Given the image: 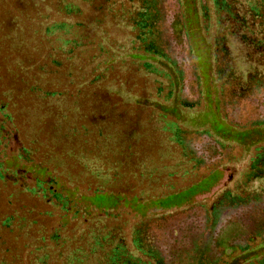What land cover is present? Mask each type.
<instances>
[{
    "label": "trees",
    "instance_id": "16d2710c",
    "mask_svg": "<svg viewBox=\"0 0 264 264\" xmlns=\"http://www.w3.org/2000/svg\"><path fill=\"white\" fill-rule=\"evenodd\" d=\"M30 1L36 2L47 53L36 67L39 80L23 86L21 95L31 104L22 118L0 100V188L33 197L44 210L0 213V264H264V146L255 149L232 188L209 206L193 204L126 226L114 213L83 217L76 207L69 213L68 185L35 156V131L19 124L22 119L50 121L61 153L79 173L117 182L125 165L105 157L116 152L111 135L103 133L105 113L99 112L89 130L85 124V108L104 95L113 106L123 102L134 115L131 123L155 134L159 160L150 165L137 159L130 165L139 180L160 182L179 173L197 179L229 168L241 156L239 147L206 130L182 129L174 112L160 109L174 98L181 107L199 104V77L180 0ZM211 3L212 61L223 117L240 130L264 128V0ZM176 24L180 29H174ZM122 54L159 62L126 61ZM125 71L137 76L135 90L122 81ZM135 131L129 135L132 141L144 134ZM92 194L91 201L103 198L97 187ZM77 214L78 225L71 224ZM227 221L243 230L229 246L237 252L233 257L216 242Z\"/></svg>",
    "mask_w": 264,
    "mask_h": 264
},
{
    "label": "rangeland",
    "instance_id": "374dc122",
    "mask_svg": "<svg viewBox=\"0 0 264 264\" xmlns=\"http://www.w3.org/2000/svg\"><path fill=\"white\" fill-rule=\"evenodd\" d=\"M180 4L182 24L199 77V104L196 108L181 107L174 98L167 108L160 109L174 112L173 118L182 129L206 130L218 140L239 147L240 158L227 169L218 168L197 179L179 173L170 180L160 182L139 180L130 165L137 159L150 165L159 160L157 145L153 141L155 134L152 130L138 128L131 123L134 115L123 102L113 106L112 99L108 102L104 95H100V99H94L89 108L84 110L86 127L89 130V123L101 117L99 112H104L107 123L103 126V133L111 135L116 151L114 154L106 152L105 157H115L125 166L120 170L117 182L95 180L89 175L79 173L78 167L68 156L61 153L60 141L52 135L50 121H35L30 124L22 119L19 122L22 127L35 131L36 141L32 144V147H35V156L48 167L54 177L68 185V206H71L69 213L74 207L78 208L83 217H87L90 212L93 215L100 212L114 213L126 226H132L156 216L177 212L193 204L209 206L219 193L234 185L238 178L237 173L245 168L255 149L264 146V128L240 130L228 124L223 117L212 61L214 15L211 0H180ZM35 7L36 2L30 0H0V100L7 103V111L10 114H18L19 118L26 112L27 105L31 104L30 97L21 95L23 86L25 83L39 80L36 67L44 62L43 56L47 53L39 37ZM178 26L176 24L174 29H178ZM114 38L119 41L122 37L116 33ZM119 57L126 61L132 59L135 62H159L152 56L131 58L130 55L122 54ZM122 81L132 90H135L134 85L138 83L137 76L131 71L122 73ZM5 92L11 99L3 94ZM191 93L188 92L189 98L192 97ZM131 101L133 102L130 99V103ZM136 128L135 132L144 134L138 141H132L129 135ZM231 169H235L236 173H231ZM96 187L103 198L91 201L92 190ZM11 194L9 188H0V213H23L26 210L34 214L43 212L44 207L35 198L27 195L16 197ZM82 196L85 198H81ZM75 218L71 224L78 225V214ZM71 224L68 225L69 236ZM52 226L55 228V224ZM242 234L240 224L227 221L218 232V249L223 251L224 255L236 256L237 252L229 246Z\"/></svg>",
    "mask_w": 264,
    "mask_h": 264
},
{
    "label": "flooded vegetation",
    "instance_id": "af4514ba",
    "mask_svg": "<svg viewBox=\"0 0 264 264\" xmlns=\"http://www.w3.org/2000/svg\"><path fill=\"white\" fill-rule=\"evenodd\" d=\"M229 179H230V177H229Z\"/></svg>",
    "mask_w": 264,
    "mask_h": 264
}]
</instances>
